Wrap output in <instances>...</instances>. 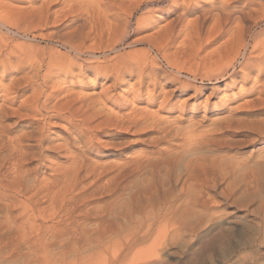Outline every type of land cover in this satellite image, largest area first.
<instances>
[{
	"label": "rangeland",
	"instance_id": "rangeland-1",
	"mask_svg": "<svg viewBox=\"0 0 264 264\" xmlns=\"http://www.w3.org/2000/svg\"><path fill=\"white\" fill-rule=\"evenodd\" d=\"M214 1H191L190 12L174 23V16L181 9L167 14V3L151 7V15L157 22L137 27V20L146 11L144 8L129 18L127 13L123 14L119 26L107 17L109 13L95 4L96 0H0V17L3 19L0 18V22L4 24H0L3 53L29 59L26 61L30 65L27 72H30L33 84L38 86L43 82L46 93L53 90L58 93L51 104L58 102L63 95H70V100L75 99L74 109L81 111L79 114L75 111L76 116L82 115L80 108L84 102L91 106L88 114L94 113L99 104L101 112L97 110L95 113L102 115L107 112L105 116L99 115L89 121L90 133L87 132L86 135H89L84 137L90 142V152L84 153V161L89 167L97 169L99 165H122L134 157L144 158L145 163L142 164L144 168H140L142 171H77L69 184L74 188L73 194H67L64 199L61 197L52 206L53 209L50 205L52 201L43 195L31 200L33 206L29 203L23 206L24 198L13 191L5 192L0 196V264H264V137L259 139L247 130L252 122L264 117V74L257 76L253 70L244 81L236 77L231 85L228 79L209 80L203 76L225 63L223 56L232 45L234 32L231 30L236 27V22H233L227 26L226 34L220 35V29L212 19L197 23L196 17L210 10L209 4ZM244 3L245 0H239V4L234 5ZM97 9L103 10L102 15L97 13ZM157 9L160 10L157 12ZM157 16L160 18L157 19ZM78 29L81 34L76 37L80 39L77 44L80 42L84 48H95L96 58H106L105 65H117L112 67L107 77H97L92 70L80 73L76 70L73 76L66 78L59 76L58 65L55 64L59 63L60 57L56 58V52L63 54L66 50L58 40L69 37ZM125 61H135L133 65L144 71L145 80H157L155 86H148L144 81L135 85L138 81L135 73L130 74L123 68L124 64L119 65ZM47 69L51 70L50 74H47ZM118 69L125 72L118 75L121 71ZM60 77L67 82H61ZM107 93L109 102L103 103ZM133 93H138L141 99L137 104L134 103ZM29 95L30 90L25 91L16 100L13 109L16 110ZM151 95L155 98L148 106ZM254 96L258 102L254 104L255 109L248 113L247 105L255 99ZM134 108L137 112L132 115ZM225 109L238 114L229 119ZM108 111L111 113L109 118ZM121 113L124 115H119ZM25 114L21 112V116ZM128 114L132 118L137 115V119L140 116L138 127L144 126L137 127V130L142 132L145 129L149 135L120 132L116 126L117 119ZM89 116L83 117L87 119ZM29 118L13 117L9 126L12 122L16 124L8 130V134L0 136L2 181L16 176V171H5L14 159L6 143L7 137L11 140L25 132L31 122ZM217 119L219 122L216 123ZM52 123L48 133L49 146L61 144L64 139L62 132L67 128L66 121L54 120ZM101 123L103 131L98 132L96 126ZM160 127H169L168 131L175 137L170 134L169 139L161 140L162 133H155ZM151 138L160 139L159 146L148 145L147 141ZM202 139H205L203 143ZM73 146L80 150L82 145L76 143ZM158 150L164 152L160 155ZM46 157L52 165L47 163L39 171L17 173H21L27 195L34 192L36 184L44 181H52V188L56 184L54 192L59 188L61 174L67 171H52L49 167L62 168L69 165L70 160L58 152L46 153ZM199 158L205 161L207 167L212 160L216 168L209 166L211 169L208 167L206 171H195L200 179L197 176L190 179L184 169L189 162ZM34 165L37 164L24 169L34 168ZM117 174L114 181L108 182ZM183 181L188 183V188ZM109 184L110 190L107 189ZM0 192L3 193L2 190Z\"/></svg>",
	"mask_w": 264,
	"mask_h": 264
},
{
	"label": "bare ground",
	"instance_id": "bare-ground-1",
	"mask_svg": "<svg viewBox=\"0 0 264 264\" xmlns=\"http://www.w3.org/2000/svg\"><path fill=\"white\" fill-rule=\"evenodd\" d=\"M71 1L73 2V0H71ZM100 1H102V2H100ZM100 1L98 0V3H96L97 2V0H96L95 4L97 6H99V8H102L106 13H109V15L107 17H109L111 20H113L114 22H116V24H118L119 26L121 24L120 23L121 22L120 19H121V16L123 14L127 13L128 16H126V17L129 18V17H132L133 14H135L141 8L146 9V11L144 12L143 17L142 18L140 17V19H138L137 22H136V26L139 27L140 25H146L147 23H148V25H150L151 23L153 24L154 22H157V20H155L154 17H152V15H151L152 14V10H150L151 7L154 8V7H158L159 5H162L164 3H167V14L168 13H171V12L174 14V12H176L177 10H180L181 9L180 10L181 12H179V14H177V15L174 16L175 18L172 21V23H174V21H179L181 19V17L183 15H185L190 10L189 3H191V1H193V0H100ZM215 1H217V3ZM215 1L212 4H209V5H211L210 6V10L208 9L207 11H204V13L201 14L199 17L198 16L196 17L197 18L196 19L197 23L200 22V21H203V20L205 21L206 19H212L215 22V24L218 25V27L220 29L218 32L220 33V35H223L224 32H225L224 34H226V32H227L226 31V28H227V26H230L231 23L234 22V24H235V22H236V24H235L236 27H233L232 28V29H234V31L231 30L232 33L234 32L232 34V36H231L232 37V39H231L232 40V45L230 46V49L226 53H224L225 55L223 56L224 57V60H225V63L223 62V65H221L220 67H218L217 69H215L213 71L210 70L209 72H211V73H208V74L203 75V76L204 77H207L209 80H218L220 78L221 79L223 78L224 80L225 79H228L229 82H230L229 84L231 85L235 81V78L236 77H239L242 81H244L246 79L247 75L251 71H253V70L257 72L256 75L257 74L259 75V74H262V73L264 74V24H263L264 23V0H255V2H252L251 0H249V1L245 0L246 3H244L243 5H239V6L238 5L237 6L234 5V4H237V3L239 4V0H219V2H218V0H215ZM63 2H66V1H63ZM72 2H71V4H72ZM68 3H69V1H68ZM215 4H217V5H215ZM67 6H70V5H67ZM92 7H93V4H92ZM97 10H99V12ZM97 10H96L97 13L100 14V15H102V11L103 10H101V11H100V9H97ZM159 10L157 9L156 11L158 12ZM93 11H95V10H93ZM198 11H199V9H198ZM62 13H64V12H62ZM167 14H166V16H167ZM82 15H84V13ZM91 17H92V15H91ZM157 17H158L157 19L160 18V16H157ZM149 22H151V23H149ZM0 24L1 25H4L3 24V21L0 22ZM7 26H9V25H7ZM119 26H117V27H119ZM125 26H126V23H125ZM261 26H262V28L260 29ZM107 27H108V25H107ZM82 28H83V26H82ZM142 28H143V26H142ZM258 28L260 30H257V31L254 30V29H258ZM229 29H227V30H229ZM188 30H189V28H188ZM83 33H85V32L83 31ZM67 34H68V32H67ZM80 34H81V30L78 29L74 33H72L71 35H69V37L61 38L59 40L57 39L58 42H59V45H61V47L64 50H66V53H63V54H60V52H56V55H57L56 58L59 59V57H60L59 63L58 64L57 63L55 64L56 66L58 65L56 67V69H57V71L60 74L59 76H63L64 78H66L67 76H71V75L73 76V73H75L74 71H76V70L79 71V73H80V71L82 72L83 70H92L93 73L97 77H100V78L101 77L102 78L107 77L108 73L112 71V67L114 65H110L109 66L110 63H108V65H105L107 63L106 58H103L102 60H99L98 58H96L97 57V54L95 53V48H93V47L84 48L83 45H82L83 43L79 44L80 42L77 44L76 41H78L79 38L77 39L76 37H78V35H80ZM82 38H84V37H82ZM79 41H80V39H79ZM83 42H85V41H83ZM2 49H3V47L0 48V100H1L0 101L1 102V104H0V136L3 135V134H5V133L8 134V130L16 124V123L12 122L13 124H11L9 126V122L12 121L13 120V117H15V116L18 117L19 119H22L24 117H31V118H29L31 122L28 123L29 125H28V127H26L28 129L25 132L21 133L20 135L16 136L15 138H12L11 140L9 139V136L7 137L8 140H7L6 143H7V146H9L11 148V155L14 156V159L12 158L13 159L12 160L13 163L11 162L12 164L10 163L9 168L8 169H5V171H9V172L10 171H14V172L16 171L15 172L16 176L15 177H12V178H8L7 177V180L6 181L0 180V191L2 190V192H3V193L0 192V196L1 197L3 195H5L4 194L5 192H8V191L16 192L17 193V196H20V197L24 198V200H25V201H22L21 205L26 206L27 205L26 203H29L30 204V202L31 203L33 202L31 200H33L34 198H39L38 196L43 195V197L48 198V200L50 202L52 201V203L50 204L51 207H52L56 202H58L60 200L61 197H63L61 199H64L67 194H73L74 191H72V189H74V188L73 187L71 188L69 184H71L70 181H71L73 175L76 176L77 171H84V172L85 171H96V172L97 171H116V172L117 171H120L121 172V171H127V170H132V169H133V171H139L140 170V168L142 167V164L144 163L143 162V159L144 158H141V157L130 158V160L124 162L122 165H116V164H114V165H109L107 167H104V166L101 167L99 165V167L97 169H96V167H89L88 163L84 161L85 160L84 159V155L90 152V147L88 146L90 144V142L89 141H86L84 139V137L89 135V134L88 135H86V134H87V132H89V129H91L90 126H89V124H90L89 121L91 119H93L94 117H97V116H99L101 114V113H99V112H101V110H98L100 108L99 107L100 104H99L98 109H97L99 111L98 113H95V112H97V110L96 111L94 110L95 111L94 113H91V111H90L91 114H88V110L91 109V106L89 107V104L88 103H85V102L83 103L82 107L80 108V109H82V113L81 114L83 116L84 115L85 116L90 115L89 118H87V119H85L82 115L76 116V114L77 113L79 114L81 111L79 112V111H77L78 109L77 110L74 109V107H75V103H74L75 102V99L74 100H70V98H71L70 95H63V98H61L58 102H55V103L51 104L53 100H56L55 97L58 96L57 95L58 93L54 92V90L51 91V92L46 93L43 90V82H42V84L40 82V84L38 86L35 85V84H33V81L31 80L32 77L31 78L29 77V73L30 72L29 73L27 72V70H29L30 65L26 61H28L29 59L27 60L26 57H25L26 60L25 59H21L20 56H15V55H12L11 53H8V52L7 53L6 52L3 53V50ZM113 49H115V47ZM129 59L130 58H128V60ZM60 61H62V62H60ZM123 61L124 60H122L121 62H123ZM126 61L124 63H122V64H119V63H115V64H119V65H123L124 64L123 65V68H126V70H128V72L130 74H132L131 72L135 73L134 75H136L137 80H138L137 83H135V85L138 86L140 83H142L144 81L145 83L148 84V86L149 85L155 86V84L157 82V80L155 78L154 79L150 78L149 80H147V79L145 80L144 77H143L144 71H142V69H139L140 67L138 68V67H136V65H133V63H135V61L134 62H131V61H133L132 59H131L130 62H126ZM34 63H36V62H34ZM37 65H39V64L37 63ZM32 66L34 67V64H32ZM114 67H117V65L114 66ZM152 69H153V67H152ZM118 70H121V69H118ZM123 72H125L124 69L121 70L120 71V74H118V75H122ZM153 72H154V70H153ZM162 72H163V70H162ZM162 72H161V74H162ZM50 73H51V70H48L47 71V74H50ZM20 74H23V75L20 76ZM34 74H35V76H37V73L36 72ZM145 75L148 76L149 74L146 73ZM96 76H93V77H96ZM109 76L111 77L112 75H109ZM194 77H196V76H194ZM57 78H59V77H57ZM60 79H61V77H60ZM111 79H113V78H111ZM117 79H119V78H117ZM65 81L62 80L61 82H65ZM58 82H60V81H58ZM114 82H116V79H115ZM64 84H66V83H64ZM62 86H64V85H62ZM179 86H181V85H179ZM51 87H53V86H51ZM181 87L183 88V86H181ZM227 87H228V85H227ZM28 90H30V95L23 102H21V104L16 108V110L13 109V105L16 103V100L19 97H21L22 95H24L25 91H28ZM180 90H181V88H180ZM259 92H258V94H259ZM64 94H65V92H64ZM133 94H134V96L132 95L133 96V100L135 99V102L134 103L137 104V102H140L141 99H140L138 93H133ZM261 94H263V93H261ZM108 95L109 94L107 93V95H105V97L102 96L103 97V99H102L103 100V103H107V101L109 100L108 99ZM109 98H112V96L111 97L109 96ZM154 98H155V96L154 97L152 95L149 96L148 101H147L148 106H150V104H152V99H154ZM65 100H67V101H65ZM77 100L78 99H76V102H77ZM110 100H112V99H110ZM256 102H258V99H256V97H255V99L251 100V102H249V105H247L248 108H246L247 109V112L249 111L248 113H251V111H253V109H255L254 104ZM90 104H93V103H90ZM115 104H116V102H115ZM96 105H98V104H96ZM111 106H113V105H111ZM103 108L105 109L106 107H103ZM113 108L114 107H112V111H113ZM107 110H109V109L107 108ZM75 111H77V113ZM112 111L110 109V112L111 113H112ZM21 112H24L26 114L21 116ZM110 112L107 115L108 116L107 118H109V115L111 114ZM136 112H137V109L134 108V110L132 112V115L133 114H136ZM225 112H226V109H225ZM102 113H103V110H102ZM226 113H228L229 119H230V118H232L234 116V114L236 115L237 112L234 111V110H229ZM106 114H107V112H106ZM106 114H102V115L105 116ZM114 114L115 113L113 112L112 115L114 116ZM122 114L123 113H121L119 115H122ZM129 114H128L127 117H122L121 116V119L120 118L119 119L116 118L118 120V121L115 120V121H117L116 126H117V128L120 129L119 131L120 132L121 131L122 132L128 131L129 133L132 132V133H135L137 135L139 133H142L143 132L144 133V136L149 135V133L146 132L145 129L142 130V132L139 131V130H137L138 124L141 122V121L138 120L140 118V116L138 115L139 118L137 119V115L132 118L131 115H129ZM254 114H255V112H254ZM261 114H263V112ZM102 115H100V116H102ZM119 115H118V117H120ZM140 115H144V114L141 113ZM252 116L254 117L255 115H252ZM224 117H222L221 119H224ZM256 117H257V115H256ZM98 118H100V117H98ZM104 118L106 119V117H104ZM114 118H115V116H114ZM102 119H103V117H102ZM229 119H227V120L229 121ZM247 119H249V118H247ZM251 119H249V120L250 121H253L254 120V119H252V120ZM54 120L55 121L56 120L66 121L67 122L66 123L67 124V128H66V130H64L62 132L64 134V139H62V143L59 144V145L49 146V144H48V138H49L48 133H49L50 126L54 124V123H52V121H54ZM258 120L259 121H255L254 120L255 123L252 122L251 125L248 127L249 129H247V128L246 129L248 130L249 133H251L252 135L257 136L259 139H261V137H264V117H263V119L260 120V118H259ZM217 121H218V119L216 120V123H217ZM20 122H23V121L21 120ZM75 122H78V123H75ZM224 122H225V119H224ZM150 123L152 124L153 122H150ZM156 123H158V122H156ZM146 124H147V122H146ZM148 125L146 127H148ZM140 126L138 128H140ZM143 126H141V127H143ZM161 126H163V125H161ZM102 127H103V123H101V125H97L96 126V130H98V132L103 131L102 130L103 129ZM150 127H152V126H150ZM117 128H116V130H118ZM153 128L155 129V127H153ZM168 129H169V127L168 128H161V129H158L155 133L156 134L162 133L161 138H160L161 140L162 139H164V140L165 139H169L168 137H170V134L171 133L168 131ZM176 131L178 132L179 130H176ZM211 131H213V130L211 129ZM209 132H210V130H209ZM209 132L207 133L208 135H209ZM155 133H152V134H155ZM214 133H216V131H214ZM214 133H213V135H214ZM119 134H121V133H119ZM176 134H177L176 136H178V133H176ZM248 135L250 136V134H248ZM171 136L172 137H175V136H173V133L171 134ZM213 137L215 138L216 136H213ZM86 138H88V137H86ZM151 139L147 141L149 143L148 145H152V146L158 145L159 146L160 139H157V138H156V140L154 138L152 140ZM213 139H211V140H213ZM174 140H175V138H174ZM204 140L202 141V143L204 142ZM163 142L164 141H162V143ZM192 142H193V140H192ZM212 142H214V141H212ZM76 143H81L82 146H81V149L80 150L78 148H75L73 146ZM160 145H161V143H160ZM170 146L172 147V145H170ZM197 147H196V150L198 149ZM201 147H203V146H201ZM170 150H171V148H170ZM56 152L62 153L64 155H66L68 157V159L70 160V164L67 165V166H65V167H62V168H60L61 166L60 167L58 166L59 168L49 167L52 171H67V172H62V174H61V183H59L60 185L57 184V185H59V186H57L59 188L58 189L56 188L57 191L54 192V190H53L54 185L56 186V184H54L53 185V188H52V186H51L52 181H51V183H45V181H44V183L36 184L33 187V191L34 192L31 195H27L26 194V191L27 190H24V188L26 189L27 187L22 184V181L21 180L23 178L21 179V176H20L21 173L20 174H17V173H19V171H21V172L22 171H39L41 169V167H45L46 165H48L47 163L51 164L50 161H49V159L46 157V153H48V154H50V153H53L54 154L55 153L56 154ZM162 152H164V151L162 150V151H159L158 153L161 155ZM165 152H167V151H165ZM171 152H173V151H171ZM150 154H148V155L146 154V156H149ZM173 154H175V152ZM169 155L171 156V154H169ZM8 156H10V155H8ZM139 156H141V155H139ZM167 157L168 156H166V159H167ZM188 160H191V159H188ZM153 163H154V161H153ZM32 164H37V165H34V168H30V169H27V170L24 169L28 165H32ZM150 164L151 163H148V165H150ZM209 166H211L212 169L216 168V164L212 160L209 163ZM1 167L2 166H0V171L3 168V167L2 168ZM208 167L206 166L205 161H202L199 158V159H196L193 162L192 161L189 162L186 165L184 171H187L186 172V174L188 175V176L186 175L187 177H189L190 179H195L197 175H195L194 173H196L197 171H200V172L201 171H206ZM142 168H144V167H142ZM211 168L209 167V169H211ZM140 171H142V170H140ZM104 173H106V172H104ZM10 174L11 173H9L8 175H10ZM197 174H199V173H197ZM58 175H59V173L57 174V176ZM22 176L24 177V175H22ZM97 176H100V174H98ZM117 176H118V174L115 175L114 177L110 178L108 180V182L114 181V179H116ZM186 176H184L185 179H186ZM197 178H199V177L197 176ZM189 180H187L188 183L190 182ZM195 182H197V181H195ZM53 183H55V182H53ZM111 183H113V182H111ZM182 183H184V181ZM187 184H185V185L187 186ZM105 185L103 186L104 188L106 187ZM182 186L184 187V185H182ZM99 187H100V185H99ZM188 187L189 186H187V188ZM110 188H111L110 187V184L107 185V189L110 190ZM96 189H97V187H96ZM70 191H72V193H70ZM194 191H195V189H194ZM71 199L74 200L75 198H71ZM30 205H32V204H30ZM52 209H53V207H52ZM40 211L42 212V210H40Z\"/></svg>",
	"mask_w": 264,
	"mask_h": 264
}]
</instances>
